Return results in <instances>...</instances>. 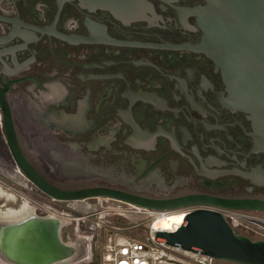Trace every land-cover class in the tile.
Here are the masks:
<instances>
[{
  "label": "flooded vegetation",
  "instance_id": "af4514ba",
  "mask_svg": "<svg viewBox=\"0 0 264 264\" xmlns=\"http://www.w3.org/2000/svg\"><path fill=\"white\" fill-rule=\"evenodd\" d=\"M56 1L0 0V18L13 22L0 20V35L15 31L29 41L14 54L16 60L8 51L20 41L0 47L10 53L0 56V85L13 82L8 99L17 130L55 132L47 155L60 158L55 150L62 145L96 150L102 155L96 161L123 172L115 177L95 172L106 185L90 188L161 200L264 201V153H249L247 115L226 112L219 69L190 49L202 36L194 12L206 0H73L64 1L59 13ZM90 1L96 6L88 11ZM106 1L111 11L102 8ZM53 29L95 42L69 45L48 36ZM53 84L65 91L58 93ZM138 132L156 138L148 154L130 151L129 135L142 138ZM61 162L65 166L63 155ZM11 163L0 161L1 176L17 173Z\"/></svg>",
  "mask_w": 264,
  "mask_h": 264
},
{
  "label": "water",
  "instance_id": "95a60500",
  "mask_svg": "<svg viewBox=\"0 0 264 264\" xmlns=\"http://www.w3.org/2000/svg\"><path fill=\"white\" fill-rule=\"evenodd\" d=\"M64 1L73 0H57V13L60 12ZM87 4L88 11L96 6L94 1ZM110 6L111 4L106 1L102 8L111 11ZM194 13L202 36L200 42L190 49L204 54L219 69L227 93V97L222 99V107L226 112L247 115L252 129V133H247L252 139L249 153H264V0H206V5ZM0 20L13 23L2 18ZM30 28L35 29L32 26ZM37 31L41 36L44 35L41 30ZM48 34L53 39L69 45L95 42L91 36L84 38L74 34L66 35L55 29ZM16 41H20L22 45L17 46L19 48L14 51L0 50V56L11 53V59L16 60L14 54L29 43L27 36L19 35L15 31L0 35V47ZM12 84L13 82H4L0 85V109L5 144L14 165L24 178L46 197L62 202L102 197L155 211L206 206L264 213V201L261 200L217 199L207 196L161 200L109 188L64 190L56 187L28 162L22 152L18 130L14 126L12 106L8 99ZM247 177L250 179V176ZM17 184L24 187L21 183ZM72 210L76 213L82 211L73 207ZM21 226L9 238L7 235L3 236L0 256L6 260L16 264H49L73 256L74 248H69L60 241L55 221L38 219L32 220L24 227ZM3 229L9 230V227L0 224V233L5 231ZM67 231H64V237ZM156 237L167 246L179 247L186 252H199L215 261L264 264V242L251 241L245 236L234 234L224 218L210 210H196L186 216L185 224L176 232H159ZM13 238L18 242L14 247L11 242Z\"/></svg>",
  "mask_w": 264,
  "mask_h": 264
},
{
  "label": "rangeland",
  "instance_id": "374dc122",
  "mask_svg": "<svg viewBox=\"0 0 264 264\" xmlns=\"http://www.w3.org/2000/svg\"><path fill=\"white\" fill-rule=\"evenodd\" d=\"M34 92L32 94L33 96L35 95ZM27 97L32 98V96ZM20 102H17V105L21 109H24V106L21 105ZM18 130L19 142L22 146V150L26 158L32 163V165L35 166V168L39 172H42L44 175H49L47 172L44 173V171L50 170V172L53 173L51 176L52 178H48L47 176L46 178L58 188L64 190H79L94 187L97 185H106L105 181L101 180L102 178H99V176L97 177L95 175V172H97L98 175H107L113 177L117 176L116 172L121 174L123 173L119 170V166L117 165L107 166L106 164H103V159L101 161H96L94 157H102V155L96 154V150L91 151L85 148L74 149L70 145H62L57 150H55L57 152L56 154H58L59 152L60 156V158L57 156L58 158L56 157V159L52 155H47L45 152V147L48 145L47 143L49 142V144H51L55 140V138L58 137L57 135H55V132H47L46 130L31 132L26 128H19ZM60 135L64 136L63 134ZM8 154L9 153L5 145L4 133L0 129V161L7 160L11 163L12 160L9 159ZM62 155L66 158L65 166L61 162ZM68 160L73 162L68 163ZM10 166L11 168L13 167L12 163L10 164ZM130 169L132 170L131 167ZM125 176L129 178L128 173H126ZM138 182L139 180L135 181L131 184V186H135V184H137ZM0 184L6 190L17 195V197H19V203L22 199H25L26 201L30 202L31 205L36 206L38 208L37 214L39 217L45 216L44 214H46L47 212H56L70 214L75 218H84L85 220H82L80 225L81 228L78 231V234H82V236H86L89 239L94 236V243H92L94 245L92 258L90 261L84 264H99V253H101V246H103L107 237L114 233L115 229H113V227L122 228V233H124L125 235L134 236L140 239L145 236L146 227L151 221L150 218H148L146 215L130 214L126 217L115 218L108 214L109 216H106L104 220H102L104 225L100 224V226L97 227L94 223H97L98 221L94 216L86 220L87 216L83 211H81L80 213H76L72 210V207L67 204L71 202H51L48 197L40 192L38 193L36 189L33 190L31 188L22 187L12 182L11 180H7L4 176L1 175ZM99 201L100 200L96 201L95 199H89L86 202V204H88V206L90 207V214L93 212V207L96 205L99 206L100 203L104 207L118 205L116 202ZM3 204L4 203L0 201V207ZM7 207L11 208L12 206L7 205ZM121 207L124 208L125 206L121 205ZM85 225H87V227H85ZM74 228L75 222L72 221V225L68 227V231L65 233L66 238L69 240L71 239L72 241H75L77 235L76 231H74ZM79 251L81 253L82 248H80ZM214 264L233 263L215 261Z\"/></svg>",
  "mask_w": 264,
  "mask_h": 264
},
{
  "label": "built area",
  "instance_id": "2783aa9c",
  "mask_svg": "<svg viewBox=\"0 0 264 264\" xmlns=\"http://www.w3.org/2000/svg\"><path fill=\"white\" fill-rule=\"evenodd\" d=\"M118 205L104 207L100 203L99 206L96 205L93 207V212L91 214L86 215V220L94 216L98 221L94 224L99 227L100 224L104 225L102 220L109 215L115 218L126 217L130 214L146 215L152 221L160 214L177 211L184 213L186 217L188 214L196 210L204 209L219 213L234 234L245 236L251 241L264 242V213L262 212L230 210L204 206H187L170 211H155L140 207H137L138 209L136 210H129L126 206L122 208V204ZM78 219H81V221H75L74 228V231L77 232L81 228L80 225L82 220H85L84 218ZM85 227H87V225H85ZM113 229H115L114 233L108 236L103 246H101L99 264H214L215 262V260L202 255L199 252H186L179 247L167 246L165 243L158 241L156 235L162 231L155 229L151 223L146 227L145 236L140 239L134 236L125 235L122 233V228L113 227ZM174 232L170 231L167 233ZM93 241L94 236L89 240L92 252L94 249V245L92 244L94 243ZM91 258L92 253L89 261Z\"/></svg>",
  "mask_w": 264,
  "mask_h": 264
},
{
  "label": "bare ground",
  "instance_id": "6f19581e",
  "mask_svg": "<svg viewBox=\"0 0 264 264\" xmlns=\"http://www.w3.org/2000/svg\"><path fill=\"white\" fill-rule=\"evenodd\" d=\"M17 102L16 99L12 98V104ZM11 104V102H10ZM14 105V104H13ZM18 169V168H17ZM17 173L10 174H2V176H6L10 178L13 182L21 183L25 188H32L33 185H31L22 175L20 170H16ZM48 174L49 171H46ZM46 176V175H45ZM95 200H100L104 202H116L118 204H122L129 208V210H136L138 209L136 206L122 202L117 201L114 199L109 198H93ZM87 200H81V201H75L71 203H67L70 207H73V209H81L86 215L90 214V207L88 204H86ZM0 201L4 204L0 207V224L3 226L9 227V230L3 229V233H0V243L4 241L3 236L7 235L12 236L15 232H17L21 225V227H24L32 220H38V219H50L56 222L57 226V232L59 233V239L60 241L69 248H74L73 256L62 261H55L51 262L49 264H84L89 261L91 257V247L89 244V238L82 236V234H78L79 232L76 231V239L75 241H72L71 239H67L66 236H63V232L68 229L69 226L72 225V221H81V219L75 218L71 215H66L65 213H56V212H47L44 214L45 216L39 217L37 212L38 208L36 206H33L30 204V202L26 201L25 199L21 200L19 203V197L15 195L14 193H11L10 191L6 190L4 187L0 184ZM51 202L56 203H64L62 201H57L50 198ZM99 201V202H100ZM7 205L12 206L11 208H8ZM50 208V207H49ZM47 210V209H46ZM82 216V215H81ZM84 216V215H83ZM73 218V219H72ZM185 214L181 212H170L165 214L157 215L150 223L153 224V227L155 229H158L162 232H170V231H177L180 227H182L185 224ZM19 227V228H18ZM65 239V240H64ZM12 246L17 245V241L13 238L12 239ZM82 246V247H81ZM82 248V251L80 253L79 249ZM0 264H16L15 262H10L0 256Z\"/></svg>",
  "mask_w": 264,
  "mask_h": 264
},
{
  "label": "crops",
  "instance_id": "0c3cea01",
  "mask_svg": "<svg viewBox=\"0 0 264 264\" xmlns=\"http://www.w3.org/2000/svg\"><path fill=\"white\" fill-rule=\"evenodd\" d=\"M59 52H55L53 57H56L57 59L60 58L59 56ZM52 86H57L59 88V92L58 93H62L65 90L63 89V87H61L59 84H53ZM24 100H28L30 101L31 99L26 97L24 98ZM139 134L142 135V138L138 137L139 135H129L130 138V142H131V152H136L137 154H148L150 152V148H154L155 144H156V138L155 136H153L152 134H150L151 132H147L146 134H142L141 132H138ZM148 147V148H145Z\"/></svg>",
  "mask_w": 264,
  "mask_h": 264
}]
</instances>
